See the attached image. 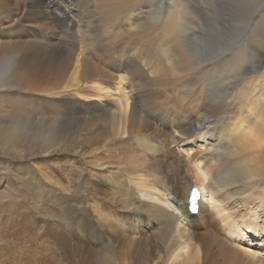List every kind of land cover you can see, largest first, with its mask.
Returning a JSON list of instances; mask_svg holds the SVG:
<instances>
[{
  "label": "bare ground",
  "instance_id": "1",
  "mask_svg": "<svg viewBox=\"0 0 264 264\" xmlns=\"http://www.w3.org/2000/svg\"><path fill=\"white\" fill-rule=\"evenodd\" d=\"M72 1L0 0V72L9 74H0V161L21 173L14 176L19 192L28 182L36 191L42 185L41 154L66 153L79 163L74 180L55 190L63 216H46L54 205L45 198L34 206L43 215L32 213L28 227L64 233L51 247L78 248L83 264H264L227 242L234 211L223 214L228 240L205 230L218 197L214 182L236 209L247 206L246 192L258 199L250 209L260 210L264 233V190L257 191L264 186V0H220L246 17L237 40L249 36L244 48L207 58L188 44L205 21L203 3L218 0ZM159 2L170 4L163 21L144 24ZM222 22L210 29L219 37L213 48L223 35L235 39V28L228 34ZM2 116L48 126L46 144L24 142ZM184 143L201 154L190 147L186 155ZM191 188L200 190L195 215L187 208ZM15 209L0 213V241L7 221L17 222ZM60 218L65 229L54 225Z\"/></svg>",
  "mask_w": 264,
  "mask_h": 264
},
{
  "label": "rangeland",
  "instance_id": "2",
  "mask_svg": "<svg viewBox=\"0 0 264 264\" xmlns=\"http://www.w3.org/2000/svg\"><path fill=\"white\" fill-rule=\"evenodd\" d=\"M97 1H100V0H97ZM169 2H171L170 4L173 3L172 0H170ZM169 2L157 3V5L155 6V8L157 9L156 15L150 17L149 20H145L144 24L147 22H150V24L156 22L155 24H157L160 22V20L163 21L162 18H164V8L166 10H169V8H167V6L170 5L168 4ZM72 4L74 6L76 5L75 7H82L83 5H86V2L84 0H81V1L74 0L72 1ZM203 6H202L203 7L202 13L206 12V14L203 15L205 17L204 20L206 22L203 20L204 23L202 22V24L200 25V28L197 29V32L195 31L196 35L194 34L190 41V42L192 41L194 42L189 43L188 48L191 50L193 49L196 53L202 54V58H207L210 55H213L215 53L216 54L220 53L223 50V47H225L226 49L224 48V50H226L228 53L230 52V54L232 53V51L230 50H233V49L239 50L240 48H244V45H245L244 43H246V39L249 35L247 33L243 34L238 40H237V37L235 36L236 33L243 31L242 23L246 19V17L241 13V10L238 8L237 10H235L234 6L228 2H226L225 4L224 3L220 4V0H218L217 2L214 3V5H211V6L208 3H205V4L203 3ZM206 9H209V10L206 11ZM154 13L155 12H153V14ZM207 14L209 15V17ZM260 15L261 13L257 10L252 16L257 21L259 20ZM100 16L101 14L98 15V17ZM63 20L65 22L67 18H64ZM222 20L224 21V25H226L229 22V26L226 25L228 27V34H231L230 26L235 28L234 29L235 31H233L235 39L229 40L228 39L229 35L227 36L223 35L222 38H223L224 43L221 45L222 47H218V49L217 47H215L217 50L214 51L215 49L213 48L214 42L219 39V37L215 35V33L217 32L216 31L217 28L220 29L219 25L221 26L223 25ZM237 23H240V24L237 25ZM215 25H218L219 27ZM211 26L212 28H210ZM98 28L99 30L103 29L101 30V32L105 30V27L102 26V24H101V27L99 26ZM201 28H203L204 30ZM210 29H214L215 33H213V30L210 31ZM246 30L247 29H245V31ZM249 30L250 29H248V31ZM195 40L197 41L196 43H195ZM194 43L196 44L195 46H194ZM197 46L198 47L201 46V47L197 48ZM224 50L222 52H224ZM205 53L206 55L204 56L203 54ZM261 67L264 68V64ZM0 74H2L3 76L9 75L6 70H2ZM2 118L4 120H7L6 122L10 124L9 128H12L13 131L15 129L20 131V134L23 135L24 142L34 145L36 149H39V150H41L40 146H43L44 144H46L47 142L46 139H47L48 132H49L48 126L39 127L35 125L34 122H30L29 120L27 121L26 118L25 119L13 118L11 120H9L7 117H4V116H2ZM8 129H5L4 131H7ZM24 134L26 135V139L24 137ZM51 134L53 135L52 132ZM66 134H67V130H65L64 137L66 136ZM195 145L204 146L202 142H197V144ZM190 147H193L192 149L195 150L197 154H201V152H199V148H196L197 146L195 147L193 145L189 146L187 145V143L181 144L180 149L183 150V152L185 151L186 155H188L187 151L188 152L191 151L189 150ZM53 149H57V147L54 146ZM175 153L177 156H179L180 154V153L178 154V150ZM41 155H43V157L42 156L38 157V159L36 160L37 162L35 163V172L42 178V180L43 179L44 180H43L42 185H39V190L37 191L34 189L35 187L32 186V183L28 182V187H27L28 189L24 186H21L19 187L20 188V192H19V190H17L16 188L19 186L18 185L19 183L17 182V179L19 178H16V177H19L21 173H16V170L15 168L12 167V165L5 166L4 163L0 161V205L3 203V205L0 206V209H1L0 213L7 214L8 212H12L13 208L15 209V207H16L15 209L16 211L14 212H17L16 214L17 222L13 223L9 220L10 222L9 221L7 222L10 225L6 224V222L4 223L7 225V227H5L7 229L6 230L4 228L2 229V233L5 230L4 234L6 235L3 234L4 240L0 241V264H55L56 261L52 259L56 257H61L62 260L60 262L62 264H83L87 260L83 258V255L78 250V248L73 247L71 245H67V246L64 245L62 249L57 250L51 247V239L57 238L56 243H60L61 239L64 238V233L57 234L54 231L52 232V230L51 231L48 230V232L41 233L40 231H38L40 229L39 223H36L34 227H31V226L28 227L29 225H31V221L33 219L31 218L32 216H30L32 215V213H37L36 214L37 217H41L43 215L44 209L40 208V210H34L35 209L34 206H36L37 204L40 205L41 204L40 200H44L45 198L50 202V203H47L46 206L48 205L51 207V203L54 205L52 206L54 212H52V209H50L49 212H45L44 214L46 216H49L50 218L54 216H63V213L59 210V208L61 207L57 204L60 202L61 198L58 192H55V190L56 188H60L61 184L66 183L67 180H74V179H68V178L73 176L74 174H77L79 171L78 160L72 155H67L66 153L57 154L54 156H47V157H44V154H41ZM46 178H49V179H46ZM205 182L207 183V181ZM215 185L216 184L214 182L210 183L211 189L216 188L217 190V191L214 190L215 192H217L216 194L218 196L217 199H215L217 200L216 207L210 213L209 215L210 218L208 217V222H207L208 226L205 230L212 231V236L216 237L218 241H221V238L228 240L229 237L226 235L225 233L226 230L224 227L227 220L224 219V215L228 214L227 212H229L230 214L234 211L236 215V221L233 223L234 226L232 228L234 232L233 240L229 239V241L227 242L234 243L233 248L239 252L240 256H248L252 254L253 252H255L264 257V233H263V229L260 227L261 225L260 210L256 209V214H255L250 209L253 207V205L256 206L257 204L255 202L256 198L253 197L254 195L250 194L249 192H246L248 193L247 195L250 194V196L252 197L250 198V196H247L244 194L243 196L246 197L244 198V200L247 206L240 207V210H239V209L232 207L233 202H231V198H229V196L227 195L228 193H226L225 191H222V192L219 191V188L217 187V185L215 187ZM262 190H264V186L259 187L257 191H262ZM250 199H252L253 201ZM6 200H9V201L7 202ZM5 203H10L9 204L10 207L8 204H5ZM207 204L210 206V201L209 202L207 201ZM11 206L13 207L11 208ZM8 207L10 209H8ZM4 208L5 210L7 208V211H5ZM8 210H11V211H8ZM218 211L221 213H219ZM222 211L223 212L225 211V212L223 213ZM63 218H60L55 221L54 225L56 228L65 229L67 227V225L65 224L66 222L63 221ZM18 219L20 220L18 221ZM26 222H27V225H26ZM19 223H22L21 226ZM16 224L17 225L19 224V225L16 227ZM42 224H45V222H42ZM11 228H13L12 231H11ZM29 228H30V232L28 230ZM25 229L28 231H26ZM23 231H26L27 233ZM9 235H11L10 236L11 239L8 238ZM6 237L8 239H6Z\"/></svg>",
  "mask_w": 264,
  "mask_h": 264
},
{
  "label": "snow or ice",
  "instance_id": "3",
  "mask_svg": "<svg viewBox=\"0 0 264 264\" xmlns=\"http://www.w3.org/2000/svg\"><path fill=\"white\" fill-rule=\"evenodd\" d=\"M195 202V194H193V203Z\"/></svg>",
  "mask_w": 264,
  "mask_h": 264
}]
</instances>
